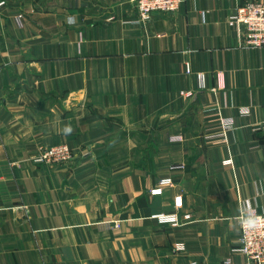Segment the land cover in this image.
<instances>
[{
	"label": "crops",
	"instance_id": "crops-1",
	"mask_svg": "<svg viewBox=\"0 0 264 264\" xmlns=\"http://www.w3.org/2000/svg\"><path fill=\"white\" fill-rule=\"evenodd\" d=\"M247 1L184 0L144 27L136 0H0V264L231 255L239 216L264 212V47L228 24ZM220 114L236 125L209 142ZM59 143L70 161H33Z\"/></svg>",
	"mask_w": 264,
	"mask_h": 264
},
{
	"label": "built area",
	"instance_id": "built-area-1",
	"mask_svg": "<svg viewBox=\"0 0 264 264\" xmlns=\"http://www.w3.org/2000/svg\"><path fill=\"white\" fill-rule=\"evenodd\" d=\"M184 0H136L138 15L132 21L148 27L152 21L153 14L156 11L173 13L177 11ZM229 26L233 27L242 38V44L250 47H264V0L247 1L239 5L235 11L228 17ZM187 73H191L190 64H186ZM198 87H206L205 75L197 73ZM184 95H191L192 91L182 92ZM218 126L213 132L205 135L209 142H226L228 133L236 125V119L233 116L219 115ZM260 128L264 129V118L260 123ZM183 139L181 134L171 136V141L179 142ZM74 153L66 143H59L48 147H42L40 152L32 157L38 164H54L70 161ZM230 162V160H228ZM183 164L172 165V168H182ZM172 183V178L166 177L159 181V185L151 190L152 194H160L167 185ZM179 204V199H176ZM245 214L261 217V226L256 229H248L241 224ZM162 223L172 225L182 224L177 213H157L153 215ZM185 219L190 220L191 214L186 213ZM241 224L240 244L232 248L231 255L224 258L219 264H264V212L255 209H248L239 216ZM121 220H115L114 226L120 227ZM184 247L178 245L179 249ZM233 253H239L242 258L236 259ZM189 264H201L197 259H191Z\"/></svg>",
	"mask_w": 264,
	"mask_h": 264
},
{
	"label": "clouds",
	"instance_id": "clouds-1",
	"mask_svg": "<svg viewBox=\"0 0 264 264\" xmlns=\"http://www.w3.org/2000/svg\"><path fill=\"white\" fill-rule=\"evenodd\" d=\"M261 217L245 214L241 224L248 229H256L261 226Z\"/></svg>",
	"mask_w": 264,
	"mask_h": 264
}]
</instances>
